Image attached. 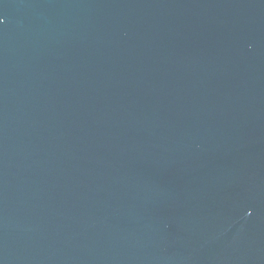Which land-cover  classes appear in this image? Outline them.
Wrapping results in <instances>:
<instances>
[{
    "label": "water",
    "instance_id": "1",
    "mask_svg": "<svg viewBox=\"0 0 264 264\" xmlns=\"http://www.w3.org/2000/svg\"><path fill=\"white\" fill-rule=\"evenodd\" d=\"M0 264H264V0H0Z\"/></svg>",
    "mask_w": 264,
    "mask_h": 264
}]
</instances>
